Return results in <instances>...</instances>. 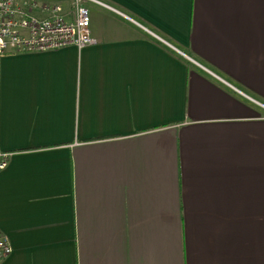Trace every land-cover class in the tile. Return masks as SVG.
Instances as JSON below:
<instances>
[{
	"label": "crops",
	"instance_id": "crops-1",
	"mask_svg": "<svg viewBox=\"0 0 264 264\" xmlns=\"http://www.w3.org/2000/svg\"><path fill=\"white\" fill-rule=\"evenodd\" d=\"M105 1L188 61L105 9L0 56V264H264V0Z\"/></svg>",
	"mask_w": 264,
	"mask_h": 264
},
{
	"label": "built area",
	"instance_id": "built-area-1",
	"mask_svg": "<svg viewBox=\"0 0 264 264\" xmlns=\"http://www.w3.org/2000/svg\"><path fill=\"white\" fill-rule=\"evenodd\" d=\"M89 3L112 12L116 16L123 17L159 44L161 43L166 48L168 47L179 55L185 56L160 35L150 31L116 7L102 0H68L65 5L36 0H0V56L49 51L65 46L80 49L93 44L95 40L88 29L87 5ZM193 63L198 65L194 61ZM198 66L204 69L202 65ZM204 71L208 72L207 69ZM239 93L260 108L264 118V104L246 94ZM8 156V152L0 150V169L4 167ZM10 251L11 248L6 237L0 233V260L6 258Z\"/></svg>",
	"mask_w": 264,
	"mask_h": 264
},
{
	"label": "rangeland",
	"instance_id": "rangeland-1",
	"mask_svg": "<svg viewBox=\"0 0 264 264\" xmlns=\"http://www.w3.org/2000/svg\"><path fill=\"white\" fill-rule=\"evenodd\" d=\"M37 1V0H36ZM52 1H58V0H45L44 2H52ZM68 1V0H67ZM102 1H105V0H102ZM39 2V1H38ZM106 3H108L107 1H105ZM87 7H88V17L90 18V19H92L94 16H96L97 14L98 15H103L104 13H105V10L103 9V8H101V7H99V6H97V5H95V4H93V3H89L88 5H87ZM107 11V10H106ZM108 13H109V11H108ZM110 14L111 15H113V16H116L114 13H112V12H110ZM117 17H119V18H121V19H124L123 17H121V16H117ZM124 20H126V19H124ZM141 24V23H140ZM144 26V25H143ZM145 27V26H144ZM147 28V27H146ZM148 29V28H147ZM150 30V29H149ZM151 31V30H150ZM140 32H142V31H140ZM153 32V31H152ZM184 58V57H183ZM185 59V58H184ZM185 60H187V59H185ZM188 61V60H187ZM190 63H192L191 61H190ZM193 64V63H192ZM197 67V66H196Z\"/></svg>",
	"mask_w": 264,
	"mask_h": 264
},
{
	"label": "trees",
	"instance_id": "trees-1",
	"mask_svg": "<svg viewBox=\"0 0 264 264\" xmlns=\"http://www.w3.org/2000/svg\"><path fill=\"white\" fill-rule=\"evenodd\" d=\"M143 33V32H142ZM146 37H149L151 40L155 41L153 38H151L150 36H148L146 33H144ZM166 40V39H165ZM167 41V40H166ZM157 44H159L158 42H156ZM160 45V44H159ZM161 46V45H160Z\"/></svg>",
	"mask_w": 264,
	"mask_h": 264
}]
</instances>
